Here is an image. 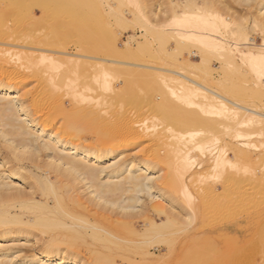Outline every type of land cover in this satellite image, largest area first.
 Instances as JSON below:
<instances>
[{
	"label": "bare ground",
	"instance_id": "bare-ground-1",
	"mask_svg": "<svg viewBox=\"0 0 264 264\" xmlns=\"http://www.w3.org/2000/svg\"><path fill=\"white\" fill-rule=\"evenodd\" d=\"M122 2L0 0V142L3 147L0 148V264H117V258L129 263L137 252L132 251L131 244L124 245L125 241H129L126 240L124 230L132 225L133 210L144 196L149 202L169 199L170 212L165 210L169 208L161 207L160 202L154 203L166 220L165 224L161 223V227L170 223L175 231L181 227L178 231L182 229L185 234L196 228L198 231L199 227L196 225V228L194 226L190 229L195 220L193 216L196 218L197 215L192 210L193 204L190 201L197 194L204 199L209 197L208 201L202 199L208 203L214 200H211L213 196L216 199L221 194L218 193L216 184H211V181L206 183L208 179L202 182L197 176L208 172V169L214 170L213 174L210 173L212 177L217 176L215 171L219 172L220 181L217 183L224 192L244 187L250 190V196L246 194L249 197L244 194L246 202L244 198V202L241 200L245 204H240L239 209L237 205L239 212L248 211L247 207L255 206L253 203L257 194L262 195L264 159H258L264 155V145H251L250 142L254 149L247 148V140L252 133L237 132L233 137L237 142L230 147H227V142L221 136H213L215 140H212L217 145L210 147L211 136L206 139L203 138L206 137L204 135L201 137L199 127L196 129L197 125L188 132L187 137L184 138L183 134L182 137L169 140V124H193L194 115L189 113L193 108H187L186 112L181 111V108L195 104L194 110L203 108V104L208 102H200L204 97L201 90L206 92L204 95H209L207 101L212 108L220 105L221 108H214L222 113L230 112L236 123L246 126V130L248 126L249 129L256 128L264 133V113L251 104L244 105L230 100L228 96H232L231 93L226 97L225 94L204 86L206 84H199L188 71L182 73L179 70H166L169 74H156L151 71L152 67L137 63L131 65L142 68L139 72L141 80L156 84L161 92L159 99L156 101V98V102H106L110 97L119 96V91L114 89L110 78L119 77L122 73V62L119 59L108 60L105 52L108 50L111 55L120 58L123 50L113 44L120 37L119 30L128 27L131 30L135 25L141 24L144 27L139 34L142 40H137V32L130 31L124 44L126 52L133 55V59L143 52L153 53L154 42L159 44V55L168 56L169 51L166 53L164 44L170 40L174 42L171 54L180 51L179 55L185 49L182 47L183 43L195 41V44L198 43L196 51L190 49L189 53L200 60L184 61L186 65L199 70L203 63H207L204 62V56L207 52L212 54L209 50L213 49L212 52L221 57L219 59L224 71V68L229 69L232 65L226 57L224 38L219 42L214 37L211 40L213 43L207 42L214 34L217 35V30L219 33L221 23L231 34L229 46L236 49L243 62H249L251 70L264 84V40L256 45L254 37L247 36L244 28L231 27L232 19L220 18L219 10L221 7H229L230 0H169L167 6L161 2L155 5L153 0H144L143 4L136 2L132 9L126 10L132 17L130 20L126 16L128 14L120 9ZM232 2L253 6V24H260L264 34V0ZM105 38L111 40L110 46L106 48ZM238 45H244V48ZM208 68L209 66L206 69ZM225 71L227 72L226 69ZM186 81L193 85L187 86ZM169 88L173 98L169 97ZM143 97L139 95V99ZM42 98H46L48 102H42ZM226 103L232 104L234 108ZM157 116L161 117L158 122L161 124L159 130L155 128L154 122ZM208 126L214 128L215 124ZM144 139L151 145L156 141L157 144L154 145L157 148H152L148 143L149 150L144 152L142 149L144 157L124 153V150ZM257 147H262L263 151L254 152ZM156 166L163 170L161 183L165 186L158 187L157 190L152 185V171ZM208 176L209 174L206 177ZM168 189L170 197L166 194ZM177 194L185 197L184 202L187 201L192 206L186 219L182 217L181 220L179 211L176 210L179 216L175 211ZM226 197L229 199V196L225 195L224 198ZM227 199L224 200L225 206ZM217 201H214L216 205ZM75 205L93 210L98 222L82 219L81 214L74 209ZM235 210L234 207L233 215L228 213L234 219L238 216H234L237 214ZM203 211L201 213L204 217L206 213ZM224 216L223 221L227 220ZM209 217L212 220L213 216ZM222 220L219 221L222 223ZM201 225L204 226L203 223ZM196 230L193 231L195 235L201 234ZM177 240L175 234L173 243L163 240L166 247L159 245L153 248L159 253L162 249H167L169 255L174 256L173 259L179 256L184 258L183 253L194 257L203 251L194 247L177 249ZM91 244H96L100 252L95 245L96 252L91 248L90 260L82 259L77 249ZM240 246L229 247L227 250L230 257L234 255L231 263L264 264L263 248L259 254L243 258L246 254L243 249L245 246ZM151 251L147 249L143 255L152 257L154 252ZM161 255L156 257L161 258ZM192 261L189 260L191 264L196 263ZM186 264L190 263L187 261ZM215 264L220 262L216 260Z\"/></svg>",
	"mask_w": 264,
	"mask_h": 264
},
{
	"label": "rangeland",
	"instance_id": "rangeland-1",
	"mask_svg": "<svg viewBox=\"0 0 264 264\" xmlns=\"http://www.w3.org/2000/svg\"><path fill=\"white\" fill-rule=\"evenodd\" d=\"M141 1L140 0H137V1L136 0H121L122 5H124V6L121 5L120 9L122 11H124V13L128 14L126 12V10H130V8L132 9L135 6L136 2H140V3L143 4L144 0L142 2ZM164 1L165 0H153V3L155 5H157L159 2H161V3L166 5L169 2V0H166V2H164ZM230 1H231V5L229 7H226V8L225 7H221V10H219V14H221L220 18L221 19H228V18L232 19L231 23H233V25L231 27L240 26V27L244 28V32H246L247 36L254 37V43L256 45H260L262 43V41L264 40V34L261 32L260 24H253V19L255 18V16H254L255 15L254 7L253 6H247V5H238V4L234 3V2H232V0H230ZM165 5H163V6L165 7ZM126 16L128 17L129 20H130V18H132L131 15H129V14L126 15ZM229 16H232V17H229ZM221 25L222 24L220 23V25L218 27L219 33H218V30H217V32H216L217 35L214 34L215 36L213 35V38L212 39H208L209 41L207 40V42H208V44L213 43L211 40H213L214 37H216L218 39L217 40L215 38L216 41H219V40L223 41L221 39L224 38V40L226 42L225 46L227 47L226 57L228 58V61H230V63L232 64L229 69L224 68V71H223V69L221 67V62L222 61H221V59H219L220 56L218 55V53H217V55H215L214 51L212 52L213 49L209 50L212 54H209V52H207L206 56H204V59H205L204 62H207V63H203V64L207 65V66L204 67V65H202V67L199 70L191 68V67L189 68L186 65L187 63L184 62V61H193V62H195V61H199L200 58L193 57V54L189 53L190 49L193 50V51H196L198 43L195 44V41H194L193 42L194 44H193L191 41L187 42L188 40H186L187 43H183L182 44V47L184 46L183 48H185L184 49L185 51L182 50L183 48H181L182 51H181L180 55L178 53L180 51L177 52L175 50H174L175 53L173 52L171 54V52L173 51L174 42L170 40L168 43H166V45L164 44V46H166V48H167L166 53L169 51L168 52V54H169L168 56H166L167 54H165L163 56L159 55V53H158L159 44L154 42L153 43V48L154 49L152 50L153 53L149 54L148 52L147 53L143 52V53H140L139 56L135 57V59H133L134 56L133 55H129V53L126 52L124 44L128 40V37H129L128 35H130L129 34L130 31L137 32V40L141 41L142 39H140V35L139 34H141L140 31L144 27L141 24L140 25L137 24L131 30H129V27L125 28V30L124 29L119 30L120 32L119 31L118 32L120 33V37L117 40H115L113 44H115L119 49L123 50L122 51L123 55H121L120 58H117V57H114L113 55H111V53L108 50L106 51L107 53L105 52V58H107L108 60L119 59L122 62V64H120V66L122 68V73L119 75V77H114L113 76V78L112 77L110 78L112 86L115 87L114 89L119 91V93H118L119 96L117 98H111L110 97V98L107 99L108 101H106V102H130V103H133V102H141V101L146 102L145 100H147V102L148 101H152L153 102L156 98H157L156 101L159 99V96L161 95V92H159L158 88H156L157 87L156 84H154V83L152 84L150 81L141 80V75H140L139 72L142 70V68H139V67L131 65V63H134V64L137 63V64L148 65V66H150V68L152 67L151 71L153 73H156V74L157 73L169 74V72H167L166 70H168V71H176V70L178 71L179 70L178 72H180V71L181 72L182 71L187 72L188 71L189 72L188 74L192 78L197 79L199 84H202V83H203L202 85L206 84L204 86H206L207 88L213 89L214 91L216 90V92H219V94H222V95L225 94L224 96H226V97H227V95H230V93H231L232 96L231 95H230V97L228 96V98L230 100H232V101L234 100V102H238V103L244 104V105L251 104L258 111L264 113V84H262L261 81H259V79L256 77L255 73L251 70V67L248 65L249 62L247 63V60L245 62H243L244 60L242 61V59H241L242 57L236 51V49L234 47H232L231 45H230L231 46V48H230V46H229V43H230L229 37L230 36L229 35H231V34L229 33V31H227V29H228L227 27H225L224 25H222V26ZM138 35H139V37H138ZM219 35H221V36H219ZM104 40H105V42H104L105 48L109 47L110 46L109 44L111 43V40L108 39V38L107 39L105 38ZM216 41H214V42H216ZM190 42H191V46H190ZM105 44H107V45H105ZM184 44H186L187 46L184 45ZM238 46L240 48H242V49L244 48V45L243 46L242 45H238ZM209 48H212V47H209ZM186 49H187V52H186ZM184 57H185L186 60L184 59ZM208 62H209V64H208ZM208 66H209L210 69L209 68L206 69ZM204 68H205V70H204ZM225 69L227 70V72L225 71ZM184 72H182V73H184ZM223 72H225V73H223ZM132 73H134V74H132ZM262 82H264V80H262ZM185 83H186L187 86H192L193 85L192 83L187 82V81ZM230 85H231L232 89H231ZM30 86L31 85H29V87ZM168 86H169V84H168ZM226 87L227 88L229 87L228 90H227ZM224 89H226V90H224ZM154 90L155 91L158 90V91L155 92ZM230 90L234 91V92L233 93L232 92H228ZM177 91H178V89H177ZM201 91L203 92V96L204 97H202L203 99L200 100V102H206V103L208 102L209 103V101H207L209 99V97H208L209 95H204V93L206 94V92L204 90H201ZM169 92H170L169 93V97L173 98V94L171 93L170 88H169ZM153 93H155V94H153ZM167 94H168V90H167ZM139 95L141 97L144 96L143 97L144 99L143 98L139 99ZM205 96H207L206 99H205ZM42 99H41L42 102L43 101L45 102L47 100L46 98H42ZM156 101H154V102H156ZM46 102H48V100ZM216 102H217V100H216ZM208 103L206 105L203 104V108L202 107L200 109L195 108V110H194V107H196L195 106L196 104L193 105L194 107L193 106H191V107L190 106H186V107L185 106H183V107L181 106L182 110L181 109L180 110L181 111L185 110V112L187 111L186 110L187 108L188 109L189 108H193L192 110H190L189 113H191L190 115H194V117L192 116V119L194 120V122H192L193 124H191L189 122L190 123L189 126H188L189 123L184 125V126H181V125L180 126H177V125L174 126L173 125L174 123L172 124L173 126L169 124V127H171L170 130H169V140L174 139V137H179L181 135L182 136L185 135L184 138L187 137L188 132L193 130V127L195 129L194 125H197L196 129H198V127H199L200 132L202 134L201 137H203V135H204L206 137H203V138L206 139L207 137L211 136V142L212 143H211L210 147H214V145L215 146L217 145V142H215V141L213 142V140H215L214 137H220V136L222 137V139L225 140V143L227 142V147H230V146L236 144L237 141L233 137H234V135L237 132H242V133H246V132L249 133L250 132V133H252V134H250L251 136L247 140L248 141L247 146L249 145L247 148H249V149H254L251 146L252 144L257 145V146L264 145V133L263 132L261 133V131L257 130L256 128L253 129L252 127H251V129H249L250 127H248V126H247V128L249 130L247 129L248 130L247 131L246 130V126L242 127V125H240L238 122L237 123L239 125H237L235 119H233V116L231 115L230 112H228V113H225V111H223V113H222V111L219 112L217 109L220 107V105L219 106L218 105H216V106L214 105L213 108H212L211 107L212 105L210 106L211 103H209V104ZM226 104H227V106L229 105V107L234 108V106H232V104L231 105L229 103H226ZM189 105H191V104H189ZM214 107H217V109L214 108ZM193 110H194V112H191ZM219 110H222V109H219ZM222 114H224V115H222ZM160 116H157L156 118H154V122L156 124L155 128L157 130H159L161 128V124L158 123L160 118H161ZM195 116L198 118V120H195V119H197ZM157 118H159V119H157ZM199 120H201V122ZM202 121L204 122V124H203ZM208 122H209V124H206ZM212 124H215L214 128L212 126L211 127L208 126V125H212ZM216 127H217V130L215 129ZM219 127H221V128H219ZM177 133H178V136H177ZM138 134L140 135V132ZM170 134H172V135H170ZM209 141H210V138H209ZM250 142H251V145L249 144ZM139 143H141V144H139ZM139 143L134 145V146L129 147L127 150H124V153L128 154L130 152L128 155H130L131 153L134 155V153H135L139 157H142V156L144 157V154L142 153L143 152L142 149L145 152L146 149L148 148V145L150 143L147 142V140H145V139L144 140H140ZM153 143L157 144L156 141H154ZM154 144H152V145L150 144V146H153L152 148H157L156 147L157 145L155 146ZM0 146H1L0 148H3L1 142H0ZM145 146H146V148H145ZM261 148L262 147L255 148L254 152L259 153L262 150ZM148 150L149 149H147V151ZM259 157L260 156H258V158ZM260 159H264V155L262 156V158L258 159L259 161H262ZM161 170L162 169L159 166H156V167H154V170L152 171V174L154 176L153 180H152V182H153L152 185L154 186L153 189H155V190H157L158 187L159 188L160 187H165L164 184L162 185V183H163L162 182L163 181V179H162L163 170L162 171ZM213 171H212V169H210V170L208 169V172H203V173H201V174H199L197 176H199L200 181H202V182L208 179L207 182L205 181L206 183H209L211 181V182H213V183L210 182L211 184H216L218 186L219 189L217 191H218V193H221V194H219L217 196L218 199H217V197L215 199L214 196L212 197V199L210 197L211 200H213V199L214 200L211 201V202L209 201L207 203V201L209 200L208 199L209 197L208 198L206 197V199H204V198H202L203 196H201V195L197 196V194H196V195H194L193 199L190 201L191 205L193 204V209H192V208H190L192 206H190V204H188L187 201H185L186 203L184 202V198L185 197H181L180 194L175 195L176 196V200H175V203H174V208H175V211L176 210L179 211L178 213L180 214V217H181L180 219L182 220V217H183V219L184 218L186 219L187 212H191L189 209H192L194 211V213L197 214V215H196V218H195V215L193 216V218L195 220H193L194 222L191 223L190 229H193V227L196 225L200 229L198 228V231H197L196 230L197 228L195 226L196 229H194V230H196L197 233H201V234L195 235V233L193 232L194 230H191V231H189V232H187L185 234L182 229L178 231V229L181 228V227H179L176 230L177 231L176 232L175 228L172 227L170 223H168L167 226L164 227V228L161 227V225L163 223L165 224L166 220L164 219V215L160 212V209H158L154 203L155 202H158V203L160 202L162 206L160 204L159 205L161 207L165 206L166 208H169V210L168 209H165V210L170 212L171 211L170 210V205L171 204L168 202L169 199L167 201L161 200V199H159V200L157 199L155 202L154 201L153 202H149L144 196L142 198V200H141L142 203L140 202L142 205L139 203V205H138L139 207L137 206L136 209L133 210L134 216L132 218V222H133L132 225L128 226L127 227L128 229L125 228L126 230H124L125 237L126 236L128 237V239L126 237V240H129L128 242L125 241L124 245L126 243H127V245L131 244L130 248L132 249V251L135 250L138 254L136 253L137 255L136 254L133 255L134 257L130 260L129 263H126V261L122 262V260L120 258H117V264H130V263L131 264H180V263L181 264H186L187 261H188V263L191 264V262H189V260H193L192 262H196V263H192V264H213V263L215 264L216 260L218 261V263L220 262V264L221 263L233 264V263H231V261L233 260L231 257H233L234 255L230 257V254L226 253L227 250L230 249L229 247L233 248V247L241 245L242 248H243L245 246L246 248L244 247L243 249H245L244 253H246V254L244 255V253H243V255H244V256L242 255L243 258L244 257L249 258L253 254H259L258 252H260V249H262V248L264 250V246H263L264 245V235H263L264 234V198H263L264 197V194H263L264 190H263V192L261 191L262 195L260 193L257 194L258 196H257V198L254 201L255 203H253L255 206H253V205L250 206L251 207V208L249 207L250 210L247 207L246 210H248V211L239 212L237 210V205H238V209H239L240 204H243L244 199H245V202H246V199H247L246 196L249 195V193H250L249 191L250 190L245 189L246 187H244V189L246 191L248 190L247 192H245V190L242 188L244 190V193L243 194L241 193L242 196L240 194L241 191L243 192L242 189L241 190H236L234 188L232 190L229 189V191H228L229 194H228V192H224L222 190V188L219 186L220 184L217 183L218 181H220L219 172L215 171V173H217V176L216 177L215 176L212 177L210 175V173H212ZM202 174H205V175L202 176ZM207 174H209V176H210V177L208 176L209 178L206 177ZM156 177H158V178H156ZM203 177H204V179H202ZM199 183H198V185H199ZM262 189H264V185H263ZM166 194L168 195V197H170V195H169L170 194V190L169 189L167 190ZM238 194H240V195H238ZM244 194L245 195L247 194V195L245 196ZM221 195H222V197H221V200H220L219 197ZM225 195L229 196V199H227L228 197L224 198ZM249 196H247V197H249ZM230 197H232V198H230ZM258 197L260 199L263 198V200L261 199V201H260V199ZM233 198H234V200H233ZM235 198H236L237 201L235 200ZM202 199H204V200L208 199V200L204 201ZM225 199L228 200L226 202V206L227 207L225 206V201H226ZM230 199H231V201H230ZM217 200L218 201L220 200V201L218 202ZM214 201L218 202L217 205L219 203L220 204L217 206L216 202H214ZM222 201H223V203H222ZM256 201H257L258 205L256 204ZM230 202H231V204H230ZM233 202H234V204H233ZM235 202H237V203H235ZM206 203H207V205H205ZM211 203H213V204H211ZM201 204H203V205H201ZM143 205H144V207H143ZM151 206H153V207H151ZM224 206H225V208H224ZM230 206H232V207H230ZM206 207H208V208H206ZM228 207H229L230 210L228 209ZM234 207L238 211V212H236V210H235V213H237V214H235L234 216L238 215L237 217H235V219L232 216L234 214V213H232V212H234ZM74 209L79 214H81L80 217L82 219H89L91 222H95V223L98 222V217H97V215H95V216L93 215L94 214L93 210H87V209H85L83 207H79V206H76V205L74 206ZM202 209H204V211ZM211 209H212V212H211ZM177 211H176V213H177ZM196 211H197V213H196ZM202 211L204 213H206V214H204V217H203V213H201ZM169 212H168V214H169ZM228 213L232 214V215L229 216ZM179 214H178V216H179ZM209 215L213 216L212 220H210L211 217H209ZM222 216L227 218V220L224 219V221H223L222 220L223 219ZM94 217H96V218H94ZM215 219H217L216 220L217 222L215 221ZM229 219L231 221H233V222L229 221ZM232 219H234V220H232ZM205 220H206V222H205ZM213 220H214V223H213ZM219 220L220 221L222 220V223ZM209 221H211L210 224H209ZM200 223L201 224L203 223L204 226H202ZM205 223H208V224L205 225ZM152 226H154V228H152ZM158 226L160 227V230H159ZM150 229H151V231H150ZM152 229H153V231H152ZM173 229H174V231H173ZM127 230H129V231H127ZM130 231H132V232H130ZM134 232H135V234H134ZM147 233H148V235H146ZM174 233L178 237V240L175 241V245H176L177 249H179V247H186V248L187 247L188 248L194 247L196 249H200L201 251L203 250L197 256L193 257L191 255L193 258H195V259L197 258L196 259L197 261L195 259L191 258V256L189 254L186 255L185 253H183V255H182V256H184V258L179 256V257H177V259L176 258L173 259L174 256H172V255L170 256L169 255V251L167 252V249L164 248L159 253L158 251H156V249L153 248V246L156 247V246H159V245L161 247H162V245H163V247H166L165 246L166 244L163 242V240H166L169 243H173V239L175 237ZM205 233H207L208 236ZM261 233H263V234H261ZM258 234H260V235H258ZM184 236H186V237H184ZM185 238H186V240L187 239L188 240L186 241ZM178 241H179V244H178ZM182 243H184L183 246L181 245ZM186 244H187V246H186ZM95 245L91 244L89 246H84V245L80 246L77 249L78 253L80 254L79 256L81 258L83 257L82 259H88L89 258L88 260H90V257H91L90 255H91V251H92L91 248H93V252H96V249L100 252L99 247L96 245L97 246V248H96ZM200 246H201V248H199ZM152 248H153V250H152ZM202 248H204V249H202ZM147 249H149L150 251L152 250L154 252V254H152V257L149 256V255H143L145 250H147ZM251 249H253V250H251ZM206 252H207V254L210 253L211 256L210 255L208 256L206 254ZM212 253H215V254L217 253L219 255H217V254L215 255V254H212ZM155 254L157 256H159V257L162 254L161 258H157ZM212 255H214V257ZM143 256H145V257H143ZM216 256H218V257H216ZM188 257H190L191 259L188 258ZM183 259H184V261H183ZM223 260L225 262H228V263L223 262ZM228 260H230V261H228ZM210 261H212V262H210ZM172 262H174V263H172ZM233 262L234 263L236 262V258H235V261H233Z\"/></svg>",
	"mask_w": 264,
	"mask_h": 264
}]
</instances>
